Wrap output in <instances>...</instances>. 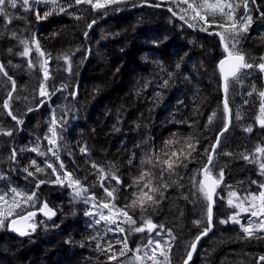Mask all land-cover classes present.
<instances>
[{"label":"trees","instance_id":"16d2710c","mask_svg":"<svg viewBox=\"0 0 264 264\" xmlns=\"http://www.w3.org/2000/svg\"><path fill=\"white\" fill-rule=\"evenodd\" d=\"M232 2L241 6L237 15L243 16V0ZM70 3L74 5V0H57L56 14L39 22L35 11L25 13L22 7L8 9L11 15L21 17L11 24L0 17V62L16 84L11 109L23 120L22 125H17L3 109V100L8 99L12 84L0 73V129L13 131L12 136L0 132V193L12 187L27 194L35 191L37 195L25 207V213L36 211L44 202L56 212L52 221L36 216V230L22 239L13 236L7 226L0 228V264H138L135 255L143 256V251L136 250L148 243L149 234L129 229L143 225L147 219L163 225L162 247H166L164 240L169 239V230L175 237L166 264H182L194 238L207 224L206 202L198 191V182L208 162L205 150L211 152L225 121L218 71V62L225 52L219 36L214 34L223 32L217 26L225 20L219 14L208 15L210 27L203 31L202 21L189 19L186 23L179 15L172 16L169 7L179 13L180 7L187 6H177L170 0H148L143 6L140 0H128L119 5L121 11L108 8L107 14L103 9L93 11L88 4L69 8L68 14L59 13V6ZM156 3L160 7L150 6ZM34 8L43 15L52 11L53 5L40 3ZM262 12L264 0L250 3L248 14L253 17V23L236 44V50L245 55L248 63L258 64L259 58L264 57ZM93 20L96 23L88 29ZM190 23L195 26L189 27ZM13 32L17 38L12 37ZM223 34L231 47L233 34ZM33 35L45 57L35 51ZM23 39L29 41L31 48L28 57L20 55L23 45L19 41ZM156 40L162 42L156 46L153 44ZM63 54L71 56V73L64 70V61L57 59ZM48 55L52 74L47 82L48 91L54 94L37 107L41 99L40 64ZM29 60L35 67L28 66ZM168 73L173 75L169 77ZM165 80H169L167 87L163 86ZM62 85H67V89L56 91ZM73 90H77L75 98L70 95ZM260 91H264V73L257 69L244 70L238 80L230 81L231 125L221 137L210 165L216 179L224 169L215 196L214 227L199 242L191 264H257L264 256V232L247 238L240 224L247 226L248 222L241 219L240 224L220 223L235 211L227 203L230 191L242 197L247 192L258 193L259 184H264V175L256 162L260 155L255 152L256 147H264V128L257 123ZM29 108L33 111L29 112ZM53 112L58 118L68 113L62 139L56 146L59 160L49 152L50 145L44 138ZM213 113L215 117L209 124ZM246 127L252 131H244ZM37 146V152L29 150ZM80 147H86L87 153H81ZM13 148L17 149L15 162L10 159ZM173 152L178 156L172 157ZM245 155L249 160L243 159ZM170 157L175 161L171 170L163 163ZM33 160L44 171L26 179L22 169ZM61 161L64 169L59 168ZM48 163L59 174L67 171L79 179L87 189L84 196L96 197L92 203L112 201L100 186V170L103 169V174L118 175L122 185L107 180L104 187L116 189L115 208L128 211L136 224H123L126 229L123 234L107 231L103 222L95 224L93 217L84 215L91 203L74 200L72 188L50 182L56 179V174L47 167ZM93 164L97 167L93 168ZM29 170L35 171L34 167ZM145 173L148 175L141 181ZM38 179L49 182L37 188ZM149 183L159 189L150 193L156 203L134 205L138 189L147 190L144 186ZM103 212L108 214L107 209ZM198 219L202 221L199 228L194 224ZM124 236L128 250L120 255L123 244L116 241H122ZM113 253L116 260L109 259ZM148 253L151 255V248ZM158 259L165 264L159 253ZM143 264L151 261L145 260Z\"/></svg>","mask_w":264,"mask_h":264},{"label":"snow or ice","instance_id":"6c2138e0","mask_svg":"<svg viewBox=\"0 0 264 264\" xmlns=\"http://www.w3.org/2000/svg\"><path fill=\"white\" fill-rule=\"evenodd\" d=\"M128 0H74L73 4H68L65 6H59V13L68 14V9L73 8L74 6H79L82 4H88L91 5V8L93 11L98 10H105V14H107L106 10L108 8H112L113 11L119 12L121 11V8L119 5L123 3H127ZM172 4L179 5H186L187 7H180L179 13L177 11H174L172 7L168 8V11L172 13V16L179 15L180 20H184L186 23L188 20H192L194 22L203 21L205 24V27L202 28L203 31H208V28L210 25H208V20L206 17L208 15L216 16L217 14L220 15L221 18L225 20V23L219 24L217 27L221 31H217L214 34L219 35L221 37V42L224 45V52L226 53L225 57L221 59L218 63V69L220 72L221 80H222V86L223 91L225 93V99L223 104L224 114H225V121L224 126L221 129V132L219 135L216 136V143L211 145L212 152H208L207 149L205 150L207 154L208 163L204 165L202 171L203 178L199 180V193L203 198V201L206 202V216H207V224L206 226H203V231L200 232L198 236H196L195 241L191 243L190 250L187 251L186 258L183 260V264H189V262L192 260L193 254L197 249V242L201 240L202 237L206 236L214 227L213 224V208L215 204L214 196H218L217 189L220 187L223 178H224V169L220 170L219 173V179H216L211 174L210 165L213 163L214 155L218 149V146L221 143V137L224 133H226L229 130V127L231 125V108L229 106V100H228V93L230 88V81L238 80L240 78V74L244 70H252L257 69L261 73H264V57H260L261 60L260 63H248L246 60V57L244 54L240 53L238 50H236V44L239 41V37L242 35H245L249 32V29L253 23V17L249 15V5L255 4L256 0H243V10L244 15L238 16L237 15V8L241 7L240 5L234 4L232 0H214V2H209V0H170ZM40 3L44 4H51L53 5L52 11L44 12L43 15L40 14V11L38 8H34V5H38ZM148 3V0H140V6H143ZM56 6H57V0H0V17H4L6 22L8 24H11L14 19H19L21 17L13 16L9 13L8 9H18L23 8L25 13L35 11L36 20L42 21L46 20L49 16L56 14ZM133 6H137L136 4H133ZM150 6L154 7H160V3H156ZM191 13V15H189ZM203 13V14H202ZM261 18L264 19V12L260 14ZM187 17V19H186ZM79 18V17H77ZM96 23V20H93L92 23L88 24V29H91L93 25ZM194 23H190L189 27H194ZM224 32L232 33L233 34V40L234 43L231 47L227 43H225L226 37L223 34ZM56 35V34H54ZM85 37H87L88 33H84ZM13 38H17V33H12ZM167 37H165V40ZM32 43L35 45V51L40 54L41 57H45V52L42 50V47L39 43V40L36 39L35 35L31 38ZM20 44L23 45V52L20 53V55L24 57H28L31 51V48L29 47V41L27 39H23L19 41ZM162 41L156 40L153 41V44L158 46ZM51 59V56L48 55L47 58L43 59V62L40 64V69L42 70V80L39 84V96L41 97L40 103L37 105V107L42 106L47 99L53 95V92L48 91V81L51 79L52 74L49 71L48 63ZM57 59H61L64 61L66 67L65 71L71 73L72 72V64H71V56L69 54H63L62 56L58 57ZM28 66L30 68L35 67L33 62L29 60ZM176 68H180V64H176ZM0 73H3L4 76L7 77L8 81H11L12 89L13 91L8 92V99L3 100V109L7 110V115L11 117L13 121L16 122L17 125H22L23 120L18 119L17 115L13 114V111L11 109L10 101L13 98V92L16 89L15 81L11 76H8L7 72L5 71V66L3 64H0ZM169 77H171L173 74L168 73ZM169 84V80H165L163 86L167 87ZM67 85H62L60 88L56 89V91H64L67 89ZM78 87V86H77ZM70 95L75 98L77 96V90H73ZM251 95V93H250ZM260 97V115L257 117V123L264 128V91L259 92ZM247 103V101H245ZM29 112L33 111V109L29 108ZM215 117V113H213L212 116L209 117V124H211L212 120ZM68 118V113H65L62 117L58 118L53 112L50 120V124L48 127V134L45 135V139L48 140V143L50 145L49 152L52 153L53 156L56 157L57 160L60 159L58 151L56 150V146L58 144V140L62 139V133L64 131V128L66 127ZM237 119H240L239 116L236 117ZM119 130V129H117ZM246 132H251V127H246L244 129ZM0 132H2L5 136H12L13 131H3L0 129ZM189 148H194L193 145H189ZM30 151L37 152L38 146L33 147L29 149ZM81 153H87L88 149L86 147H80ZM255 152L260 154V157H257L256 162L259 163L260 167V174L264 175V160H261V157H264V147L258 146L255 149ZM43 155V153H39ZM225 155H232V153H225ZM178 154L173 152L172 157H177ZM170 157L168 160H165L163 163L167 165V168L171 170L175 166V161ZM12 162H15L17 159V149L13 148L11 152L10 157ZM244 160H249V156L245 155L243 156ZM31 167H34L35 171H30L29 169ZM47 167L52 169V172L56 174V179L54 181H50L53 184L61 185L70 187L73 190V199L74 200H80L84 199V202L91 203L90 208L84 212L85 216H91L93 217L94 223L97 225H100L102 222L106 226L107 231L113 232V233H125L126 229L123 227V224H127L130 226H133L136 224V221L133 219L131 215H129L128 211L124 209H116L115 204L113 201L116 198V189L109 190L108 188L104 187V181L107 180H114L117 185H122V181L120 177L116 174H103V169L100 170L101 172V187L104 188V191L106 193L107 197L112 198V201L105 203L103 200H101L98 203H92L93 201H96L95 196L91 197H85L84 193L87 192V189L84 188L81 185V181L79 179L73 178V174L67 171H63L62 175L57 172V168L53 167L52 163H48ZM64 164L61 161L59 164L60 169H64ZM97 166L93 164V168H96ZM24 173H26V179L28 177H35L37 173H41L44 171L41 167L36 165V161L33 160L31 164L27 167H24L22 169ZM148 174L145 173L140 177V180H144L145 176ZM195 179V178H193ZM65 181H68L67 184H65ZM49 181L38 179L36 181V187L39 188L40 185L47 183ZM251 183L256 184L257 181H252ZM145 189H138V196L137 200L133 202L135 205L137 202L144 206L147 203L155 204L156 201L154 200V197L150 193H155L159 191V189L151 187L150 183L146 184ZM259 188L261 189L259 191L258 196L254 193H249L245 197H239L238 193L236 191H230L228 193V205L234 206L239 211L236 212L234 215L230 216L227 220H221L220 223L225 224L229 221L240 224V214L241 213H250L251 218H257L258 223L254 222L251 218L249 219L248 226H245L243 224H240L242 232L245 234L247 238L254 237L257 232H264V184H259ZM37 193L33 191L31 194L24 193L20 190H18L16 187H12L8 189L7 191H4L3 193H0V228H4L7 226L12 231L18 232L19 235L25 236L30 233V231H35L37 224L35 223H28L26 230H21L19 227H17V224L19 221H32V219L37 215V213H42L44 216L51 219L52 216L56 215V212L49 207L47 202H44L41 207H39L36 211H27L25 213V207L31 205L32 201L36 197ZM187 198V197H185ZM223 199V197H219ZM237 198L240 200L239 203H234V199ZM259 201V203H257ZM247 205V206H245ZM103 209L108 210V214H105L103 212ZM115 209V210H114ZM24 213V214H21ZM15 218H12L14 217ZM98 217V218H96ZM6 221H8L6 225ZM194 224L199 228L202 226L201 220H195ZM160 229L159 231H156L157 229ZM131 231H135L137 233H143L147 232L149 234L148 243L143 245L142 247H138L136 252L139 253L143 251V256L135 255V262H138V264H143L145 260L151 261V264H162V262L158 259V253L159 256L164 257V262H168L169 255L168 252L170 251L172 247V242L175 241V237L172 236L171 230L168 231L167 235L169 239L164 240V245L166 247L161 246V240L163 239V225H156L153 223L151 219H147L144 221L143 225L139 227H134L129 229ZM154 234V235H153ZM92 239H95L93 237ZM117 243H122L123 247L120 250V255H124L125 252L128 250V242H127V236H124L123 240H117ZM154 245V246H153ZM151 248V255L148 253V249ZM109 251H112V246L109 244L108 246ZM116 254L113 253L109 257L111 260H116ZM257 264H264V256H261L259 258V261Z\"/></svg>","mask_w":264,"mask_h":264},{"label":"water","instance_id":"95a60500","mask_svg":"<svg viewBox=\"0 0 264 264\" xmlns=\"http://www.w3.org/2000/svg\"><path fill=\"white\" fill-rule=\"evenodd\" d=\"M137 7H139V6H137ZM175 17H178V16H175ZM219 36V35H218ZM219 39H220V42H221V37L219 36ZM226 43V42H225ZM221 44H222V42H221ZM222 47H223V49H224V45L222 44ZM225 55H226V53H225ZM225 55H224V57H225ZM223 57V58H224ZM222 58V59H223ZM219 63V62H218ZM218 71H219V69H218ZM220 73V72H219ZM221 82H222V80H221ZM222 93H223V104H224V99H225V93H224V91H223V86H222ZM230 128V127H229ZM221 132V131H220ZM220 132L218 133V135L220 134ZM225 134V133H224ZM223 134V135H224ZM222 135V136H223ZM216 143V142H215ZM214 143V144H215ZM211 152H212V150H211ZM213 155H214V153H213ZM208 163V162H207ZM206 163V164H207ZM214 177V176H213ZM203 178V175H202V171H201V179ZM214 199H215V196H214ZM214 206H215V204H214ZM50 207V206H49ZM52 208V207H51ZM53 209V208H52ZM54 210V209H53ZM55 211V210H54ZM213 212H214V208H213ZM36 216H39V217H42L44 220H46V221H52L54 218H55V216H52L51 217V219H49L48 217H46V216H44L42 213H37V215ZM36 216L32 219V221H19L18 222V224H17V227H19L21 230H26V228H27V224L28 223H34V221H35V219H36ZM13 218H15V217H13ZM9 231L11 232V234L13 235V236H15L16 238H18V239H22V238H24V237H26L27 235H25V236H21V235H19V233L18 232H15V231H12L11 229H9ZM210 234V232L206 235V236H208ZM199 235V234H198ZM197 235V236H198ZM206 236H204V237H206ZM204 237H202L201 238V240L204 238ZM196 238V237H195ZM195 238H194V240L193 241H195ZM200 240V241H201ZM200 241H198L197 242V247H198V245H199V242ZM190 250V249H189ZM197 250V249H196ZM196 252V251H195ZM195 252H194V254H195ZM194 254H193V256H194ZM192 260H193V257H192ZM192 260L189 262V264H191L192 263ZM182 264H183V262H182Z\"/></svg>","mask_w":264,"mask_h":264},{"label":"rangeland","instance_id":"374dc122","mask_svg":"<svg viewBox=\"0 0 264 264\" xmlns=\"http://www.w3.org/2000/svg\"><path fill=\"white\" fill-rule=\"evenodd\" d=\"M214 2V1H213ZM203 22V21H202ZM204 23V22H203ZM0 64H1V62H0ZM260 155V154H259ZM243 187V185H241V188ZM249 193H252V192H247V193H245L242 197H245V196H247ZM258 194H259V192L258 193H256V195L258 196ZM240 197V196H239ZM241 197V198H242ZM234 199V203H239L240 202V200L239 199H237V198H233ZM257 203H259V201H257ZM245 206H247V205H245ZM233 208L235 209V211L233 212V214L232 215H234L236 212H238L239 210L237 209V208H235L234 206H233ZM246 214H249V216L248 217H245V215ZM251 217H250V213H241L240 214V220L242 219L244 222H249V219H250ZM254 222H256V223H258V219L257 218H251ZM246 220V221H245ZM248 226V225H247Z\"/></svg>","mask_w":264,"mask_h":264},{"label":"flooded vegetation","instance_id":"af4514ba","mask_svg":"<svg viewBox=\"0 0 264 264\" xmlns=\"http://www.w3.org/2000/svg\"><path fill=\"white\" fill-rule=\"evenodd\" d=\"M12 91H13V89H12ZM7 111V110H6Z\"/></svg>","mask_w":264,"mask_h":264},{"label":"bare ground","instance_id":"6f19581e","mask_svg":"<svg viewBox=\"0 0 264 264\" xmlns=\"http://www.w3.org/2000/svg\"><path fill=\"white\" fill-rule=\"evenodd\" d=\"M176 18V17H175ZM178 19V18H177Z\"/></svg>","mask_w":264,"mask_h":264}]
</instances>
